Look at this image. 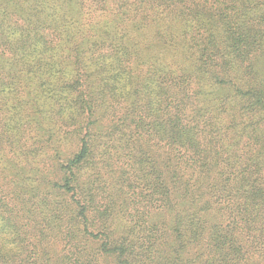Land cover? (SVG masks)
<instances>
[{"label": "trees", "instance_id": "1", "mask_svg": "<svg viewBox=\"0 0 264 264\" xmlns=\"http://www.w3.org/2000/svg\"><path fill=\"white\" fill-rule=\"evenodd\" d=\"M0 264H264V0H0Z\"/></svg>", "mask_w": 264, "mask_h": 264}]
</instances>
